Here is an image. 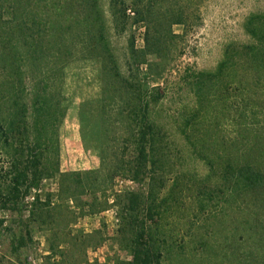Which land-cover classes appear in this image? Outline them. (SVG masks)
<instances>
[{
  "label": "trees",
  "instance_id": "trees-1",
  "mask_svg": "<svg viewBox=\"0 0 264 264\" xmlns=\"http://www.w3.org/2000/svg\"><path fill=\"white\" fill-rule=\"evenodd\" d=\"M109 6L114 20L126 19L124 0H109ZM134 8L136 21L143 20L144 13L137 5ZM182 22L179 12L169 23ZM243 27L248 42L226 46L213 69H188L183 75L194 104L187 113L180 112L177 128L192 154L208 167L189 198L201 208L205 200H212L215 188L231 197L244 193L256 198L260 213L243 212L228 223L220 220V227L216 223L210 228L212 235L191 219L184 220L183 244L174 253L166 249L169 264H264V13H250ZM106 29L99 0H0V213L15 210L22 217L24 197L45 178L58 176V195L64 199L81 198L86 186L104 192L108 188L100 178L103 165L89 171H61L59 161L58 128L68 108L65 68L72 60L95 59L108 78L103 95L108 90L126 93L131 118L125 141L133 155L114 158L111 165L115 174L146 182L144 192L115 194L119 242L131 255L128 264H165L157 230L147 224L162 218L168 196L179 186L174 175L162 195V177L172 170V159L167 132L154 114L167 97L166 89L123 77ZM164 38L156 28L148 32L146 49L135 65L144 63L151 71L147 52H160ZM129 50L134 53L132 40ZM218 113H230L228 117L241 124L247 133L245 149L233 151L234 143L229 142L222 149L211 144L206 125ZM212 184L215 188L208 189ZM32 200L27 218L40 219L48 210L49 195L44 201L38 195ZM94 200L88 203L95 205ZM3 222L0 219V225ZM50 244L52 253L62 252Z\"/></svg>",
  "mask_w": 264,
  "mask_h": 264
},
{
  "label": "rangeland",
  "instance_id": "rangeland-1",
  "mask_svg": "<svg viewBox=\"0 0 264 264\" xmlns=\"http://www.w3.org/2000/svg\"><path fill=\"white\" fill-rule=\"evenodd\" d=\"M124 1L126 19L121 21L110 15L109 0H99L121 74L147 87L159 84L167 93L158 105V113L154 114L167 132L172 159V170L162 177L165 184L162 195L169 190L174 175L179 178V186L168 196L162 218L147 225L157 230L164 263L169 264L166 249L174 253L183 244L184 220L191 219L195 226L209 230L212 235L210 228L216 227V223L220 227V220L228 223L243 212L260 213L256 198L244 193L231 197L228 192L214 189L213 184L208 188L214 189L213 198L205 200L201 208L189 198L192 191L195 193V182L206 175L208 167L192 154L177 126L180 112L187 113L194 104L182 79L185 72L188 69L211 70L221 60L226 46L248 42L244 21L250 13H264V0ZM136 5L144 13L141 21H136ZM179 12L183 22L169 23ZM154 28L166 38L160 43V52H147L150 71L144 63L135 65V59H140V53L146 49L145 37L148 32L153 33ZM131 40L134 53L129 50ZM101 69V62L95 59L72 60L65 68L68 108L58 128L59 161L61 171H89L103 165L105 170L100 178L107 182L108 188L105 192L96 191L85 183L81 198L64 199L58 195V176L43 179L37 190H31L24 197L22 217L15 210L0 213V219L5 221L0 225V264H128L131 260V255L119 242L120 219L114 199L116 193L124 191L144 192L146 182L115 174L114 165H111L114 158L130 159L133 155L132 146L125 141V131L130 130L126 126L131 118L127 116L126 93L108 90L103 95L108 78ZM228 115L230 113H218L206 125L210 129L211 144L222 149L225 143H234L233 151H241L248 145L247 133ZM93 176L90 175V180ZM109 176H112L110 181ZM187 187L190 189L186 190ZM35 195L41 201L49 195L48 210L41 220H28L31 197ZM93 199L95 205L88 203ZM51 242L62 252L52 253Z\"/></svg>",
  "mask_w": 264,
  "mask_h": 264
},
{
  "label": "built area",
  "instance_id": "built-area-1",
  "mask_svg": "<svg viewBox=\"0 0 264 264\" xmlns=\"http://www.w3.org/2000/svg\"><path fill=\"white\" fill-rule=\"evenodd\" d=\"M128 10H129V9H128ZM31 198H33V196H32Z\"/></svg>",
  "mask_w": 264,
  "mask_h": 264
}]
</instances>
